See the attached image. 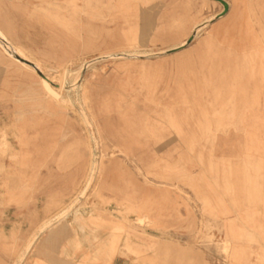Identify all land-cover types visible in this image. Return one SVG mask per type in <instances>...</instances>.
<instances>
[{
    "label": "rangeland",
    "instance_id": "obj_1",
    "mask_svg": "<svg viewBox=\"0 0 264 264\" xmlns=\"http://www.w3.org/2000/svg\"><path fill=\"white\" fill-rule=\"evenodd\" d=\"M227 1L168 54L224 6L0 0L68 98L0 48V264H264V0Z\"/></svg>",
    "mask_w": 264,
    "mask_h": 264
},
{
    "label": "bare ground",
    "instance_id": "obj_2",
    "mask_svg": "<svg viewBox=\"0 0 264 264\" xmlns=\"http://www.w3.org/2000/svg\"><path fill=\"white\" fill-rule=\"evenodd\" d=\"M227 1V0H226ZM230 5V2L227 1ZM222 4V3H221ZM223 5V4H222ZM224 6V5H223ZM223 11V10H222ZM221 11V12H222ZM220 12V13H221ZM220 13H215L216 15H214L213 18H209V20H206L204 22H202L201 24H198L194 27L193 29V32L191 33V35H195L198 33V31L200 29H202L203 27H205L206 25L210 24L212 21L216 20L217 16L220 14ZM210 16V17H211ZM1 20V19H0ZM190 35V36H191ZM189 36V37H190ZM189 37L183 41L180 45L172 48V49H177L179 47H182L183 45H185L186 41L189 39ZM197 37V36H196ZM10 38V37H9ZM8 38L6 32L0 28V48L8 55L10 56L11 58L15 59L16 61H18L19 63H21L23 66H25L27 69L35 72L36 74L39 75L40 79H41V82H42V86L43 88L52 96L55 98V100H57L58 102H63L65 101L64 97H63V93H61V91H58L57 90V86H59L61 89L66 86L64 85L63 86V82L62 79H60L59 77H55V75L53 76L52 74H50L49 72L52 71V70H55V68H49V67H46L44 64H42L41 62H39L37 59H35L34 57L30 56L29 54H27L22 48H20L19 46L15 45L10 39ZM125 54V52L123 53ZM15 55H18L19 57H21L22 59L26 60V61H29L30 63H27L25 61H21L20 59H18L17 57H15ZM128 55V54H126ZM86 68V67H85ZM79 69V68H78ZM56 71V70H55ZM59 71V70H58ZM77 71V70H76ZM57 72V71H56ZM64 73V72H63ZM61 76V75H60ZM83 70L81 69L80 70V74L79 76H77L78 78H76L77 80H75V84H78V82L82 79L83 77ZM62 78H63V75H62ZM75 79V78H74ZM74 81V80H73ZM81 82V81H80ZM73 84V83H72ZM80 85V84H79ZM78 85V86H79ZM68 86V85H67ZM71 87V86H70ZM74 87V86H73ZM78 88V87H77ZM66 89V87H65ZM71 89V88H70ZM76 89V87L74 88ZM67 91V90H66ZM77 94V93H76ZM70 96V95H68ZM80 96V95H79ZM85 96V94H84ZM79 98V97H78ZM77 98V99H78ZM72 98H70L71 100ZM81 99V98H80ZM68 100V98L66 99V101ZM65 101V102H66ZM73 101V100H72ZM82 101V100H81ZM64 103V102H63ZM77 103V102H76ZM82 105V104H81ZM79 105V106H81ZM73 106H74V103H73ZM76 106V105H75ZM79 108V107H78ZM81 109L83 107H80ZM85 108V107H84ZM83 110V109H82ZM89 110V109H88ZM85 111V110H84ZM82 112V111H81ZM85 113V112H84ZM91 113V112H90ZM86 114V113H85ZM87 115V114H86ZM93 132V131H92ZM100 132V131H99ZM98 132V133H99ZM100 135V134H99ZM93 136L94 138L96 139L97 136H96V132H93ZM93 155V154H92ZM93 159V158H92ZM90 165L92 166H98V163L96 162H90ZM123 255V254H122Z\"/></svg>",
    "mask_w": 264,
    "mask_h": 264
},
{
    "label": "water",
    "instance_id": "obj_3",
    "mask_svg": "<svg viewBox=\"0 0 264 264\" xmlns=\"http://www.w3.org/2000/svg\"><path fill=\"white\" fill-rule=\"evenodd\" d=\"M216 1H218V2H220V3H222V4L224 5V9H223V11H222V12L217 16V18H216V19H218V18H220L221 16H224V15L229 11V7H230V5H229V3H228L226 0H216ZM194 37H195V35H191V36L189 37V39L186 41L185 45H183L182 47H179V48H177V49H170V50L167 51V53H168V54H170V53H175V52L179 51L180 49H183V48L187 47L188 45H190V44L192 43V41L194 40ZM15 57H17V58L20 59L21 61H25V62H27V63H30L29 61H26V60L22 59V58L19 57L18 55H15Z\"/></svg>",
    "mask_w": 264,
    "mask_h": 264
}]
</instances>
